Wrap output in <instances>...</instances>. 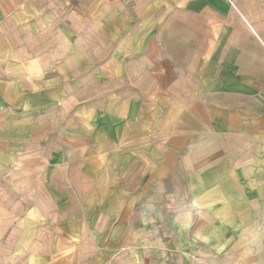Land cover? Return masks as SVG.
Instances as JSON below:
<instances>
[{
	"label": "crops",
	"instance_id": "crops-1",
	"mask_svg": "<svg viewBox=\"0 0 264 264\" xmlns=\"http://www.w3.org/2000/svg\"><path fill=\"white\" fill-rule=\"evenodd\" d=\"M7 238L15 264H264V0H0Z\"/></svg>",
	"mask_w": 264,
	"mask_h": 264
},
{
	"label": "rangeland",
	"instance_id": "rangeland-1",
	"mask_svg": "<svg viewBox=\"0 0 264 264\" xmlns=\"http://www.w3.org/2000/svg\"><path fill=\"white\" fill-rule=\"evenodd\" d=\"M13 243L14 240L9 238L0 240L1 250H5V249H7L8 251L12 250L11 246L13 245ZM4 262H7V264H15V258L13 255L9 254L5 256L2 255V259H1V255H0V264H3Z\"/></svg>",
	"mask_w": 264,
	"mask_h": 264
}]
</instances>
